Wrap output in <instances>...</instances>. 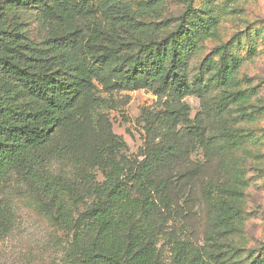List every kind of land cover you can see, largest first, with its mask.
<instances>
[{"label": "trees", "instance_id": "1", "mask_svg": "<svg viewBox=\"0 0 264 264\" xmlns=\"http://www.w3.org/2000/svg\"><path fill=\"white\" fill-rule=\"evenodd\" d=\"M134 1L0 0V180L14 175L35 196L70 235L79 264H162L156 241L172 216V183L203 169L187 157L186 147L196 144L221 175L202 187L212 232L201 249L176 244L173 262L264 264V244H240L249 217L246 173L264 175L260 139L240 127L264 108L248 102L254 88L238 89L234 80L246 61L242 41L247 56L256 55L251 32L214 46L194 67L204 43L219 37L224 14L216 0H182L173 26L143 18L167 0H138L137 12ZM28 5L41 8L47 33L40 44L18 29L17 15ZM92 79L169 102L150 119L153 135L159 128L168 136L141 161L123 154L124 141L103 117L94 119ZM217 89L215 114L232 106L235 117L212 133L188 119L181 100Z\"/></svg>", "mask_w": 264, "mask_h": 264}, {"label": "rangeland", "instance_id": "2", "mask_svg": "<svg viewBox=\"0 0 264 264\" xmlns=\"http://www.w3.org/2000/svg\"><path fill=\"white\" fill-rule=\"evenodd\" d=\"M181 1L167 0L160 12L145 14L143 18L147 24L164 21L166 25L173 26L183 11ZM137 3L138 0L131 3L135 12L138 11ZM216 6L217 11L224 14L219 25V37L204 43L193 66L197 67L214 46L225 43L244 30L251 32L256 43V55L247 56V43L242 41L240 54L246 56V61L234 80L239 84L238 89L249 91L254 88L255 96L248 102L264 108V0H216ZM40 11L38 5H28L16 20L21 35L36 44H40L47 33V28L39 22ZM91 84L92 92L98 98L94 119L103 117L113 134L124 141L122 152L127 158L141 161L148 147L168 136L165 129L157 128L154 135L150 129V119L165 108L169 103L166 99H159L147 89H110L95 79ZM221 96L219 89L211 90L203 97L188 95L181 103L187 106V116L192 123L215 133L218 128L233 123L235 117L232 106L230 111L215 114V104ZM240 127L252 130L260 139L258 154L262 155L260 162L264 165V113L256 115L251 122L241 123ZM182 130L180 125L176 129L180 133ZM175 136L178 137L177 134ZM186 150L190 166L203 169L172 183V216L156 241L162 264H175L176 244L184 242L198 250L205 246L206 238L212 232L213 215L205 205L202 187L207 182L216 183L221 175L216 167L206 165L203 152L196 144L186 147ZM60 168L58 164L54 165L56 171ZM98 180H101L99 175ZM246 180L249 217L245 237L240 244L256 248L264 244V175L251 169L246 173ZM77 256L70 235L52 221L35 196L14 175L0 180V264H79Z\"/></svg>", "mask_w": 264, "mask_h": 264}]
</instances>
